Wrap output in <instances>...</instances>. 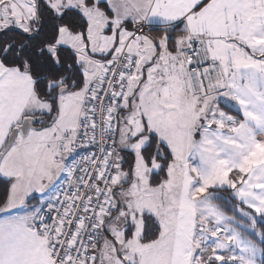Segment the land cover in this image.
Instances as JSON below:
<instances>
[{
  "label": "snow or ice",
  "instance_id": "1",
  "mask_svg": "<svg viewBox=\"0 0 264 264\" xmlns=\"http://www.w3.org/2000/svg\"><path fill=\"white\" fill-rule=\"evenodd\" d=\"M0 264H264V0H0Z\"/></svg>",
  "mask_w": 264,
  "mask_h": 264
}]
</instances>
